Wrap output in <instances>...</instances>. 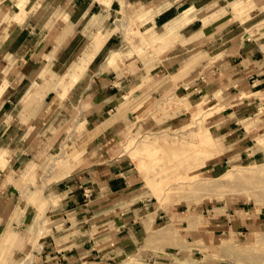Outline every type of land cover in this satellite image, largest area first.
Wrapping results in <instances>:
<instances>
[{
  "label": "crops",
  "instance_id": "0c3cea01",
  "mask_svg": "<svg viewBox=\"0 0 264 264\" xmlns=\"http://www.w3.org/2000/svg\"><path fill=\"white\" fill-rule=\"evenodd\" d=\"M123 3L133 9V20L143 21L144 31L179 33L178 47L192 50L177 61L172 75L190 82L184 99L197 102L200 93L213 102L206 121L224 157L263 153L264 0H0V264L198 262L146 246L170 241L169 226L149 228L176 212L143 200L136 207L140 190L107 143L136 113L123 112L104 126L117 114L110 110L123 92L165 71L131 47L121 49L122 60L108 64L120 46L106 19ZM59 20L61 28L68 26L62 35L55 28ZM51 50L58 59L63 55V67L48 63ZM212 59L219 61L211 65ZM76 64L77 81L63 95L62 84ZM77 85L80 91L73 93ZM153 95L160 93L148 99ZM72 100L78 112L69 111ZM181 113L169 110L161 117L168 121ZM79 140L74 152L64 151Z\"/></svg>",
  "mask_w": 264,
  "mask_h": 264
},
{
  "label": "rangeland",
  "instance_id": "374dc122",
  "mask_svg": "<svg viewBox=\"0 0 264 264\" xmlns=\"http://www.w3.org/2000/svg\"><path fill=\"white\" fill-rule=\"evenodd\" d=\"M121 8L122 13L113 12L106 19L107 25L116 31L120 46L118 54L109 59L108 64L122 60L121 49L131 47L138 56L151 58L152 64H162L165 68V71H157L147 84L141 85L142 81L139 86L126 89L123 98L110 110L117 114L111 113L104 123L107 127L114 120H119L123 112H136L116 127L107 143L112 144L113 152L125 162V175L132 186H138L140 190L137 197L141 201L136 199V207L144 201L154 209L176 212L177 217L170 213L149 228L169 226L172 230L170 241L157 240L146 246H157L161 253L194 256L197 264H264V149L256 157H224L217 136L206 121L208 107L213 102H207L200 93L196 94L197 102L184 99L187 97L185 88H189L190 82L172 75L177 61L192 53L190 47H178L177 42H181L179 33L166 32L165 29L163 33L155 29L144 31L143 21H135L131 17L133 9L125 4ZM62 23L64 21L59 20L55 26L61 35L68 27L61 28ZM136 29L142 32L149 44L139 41L134 33ZM151 34L160 37L157 35L152 39ZM222 41L223 38L217 39L219 43ZM91 43L92 39L87 40L85 48H89ZM53 50L45 58L51 66L59 63L62 66L59 59L63 55L58 59L59 54H53ZM203 58L205 60L207 54ZM213 60L211 65L219 61ZM77 64L68 73L69 80L62 84L63 95L77 81L80 71ZM58 70L56 68L55 71L60 77L62 72ZM200 78L203 80L206 76L201 75ZM124 80H129V77ZM62 88L56 89L61 92ZM79 89V85L74 86L72 92L77 93ZM154 92L160 95L148 99ZM175 101L177 103L173 104ZM175 109L182 112L177 118L162 120L161 114ZM78 110L79 104L72 100L69 111ZM74 137L71 136L72 139ZM78 142L80 140L64 151L74 152ZM58 156L50 159L47 169L54 166ZM191 220L195 221L194 224ZM192 262L194 264L195 261Z\"/></svg>",
  "mask_w": 264,
  "mask_h": 264
},
{
  "label": "bare ground",
  "instance_id": "6f19581e",
  "mask_svg": "<svg viewBox=\"0 0 264 264\" xmlns=\"http://www.w3.org/2000/svg\"><path fill=\"white\" fill-rule=\"evenodd\" d=\"M136 30H137V31H135V32L138 33V34L140 35L141 33L139 32V30H138V29H136ZM131 32H132V31H131ZM132 33H133V32H132ZM136 33H135V34H136ZM128 34H129V33H128ZM128 34H127V35H128ZM136 35H137V34H136ZM142 36H143V35H142ZM142 36H140V39H141V40L143 39ZM139 41H140V40H139ZM137 44H138V43H137ZM135 45H136V44H135ZM178 105H179V104H178ZM170 138H171V137H170ZM177 138H178V137H177ZM174 141H175V140H174ZM176 141H177V140H176ZM156 193H157V192H156ZM159 193H160V192H158V194H159ZM158 194H156V197L159 196ZM160 195H161V194H160ZM160 197H162V196H160ZM160 197H158L157 199L159 200ZM161 200H162V199H161Z\"/></svg>",
  "mask_w": 264,
  "mask_h": 264
}]
</instances>
